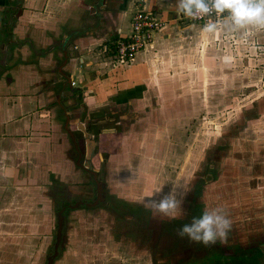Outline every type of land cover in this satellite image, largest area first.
<instances>
[{
	"label": "crops",
	"instance_id": "crops-1",
	"mask_svg": "<svg viewBox=\"0 0 264 264\" xmlns=\"http://www.w3.org/2000/svg\"><path fill=\"white\" fill-rule=\"evenodd\" d=\"M135 7L165 24L153 42L121 61L114 46L130 34ZM175 8L176 0H0V264L42 263L32 255L40 238L32 233L50 229L54 210L65 223L68 210L81 203L70 207L74 182L92 180V165L105 164L120 199L141 201L157 189L144 173L156 168L154 156H140L141 144L160 136L161 123L182 116L178 108L208 83L210 51L240 32L221 27L205 34L203 22L178 16ZM250 135L234 134L232 150L222 146L217 182V206L231 221L251 224L246 230L232 222L224 244L240 242L246 250L264 242V147L246 146ZM110 150L107 159L103 152ZM168 186L152 199L168 194ZM20 220L28 223L18 226Z\"/></svg>",
	"mask_w": 264,
	"mask_h": 264
},
{
	"label": "rangeland",
	"instance_id": "rangeland-1",
	"mask_svg": "<svg viewBox=\"0 0 264 264\" xmlns=\"http://www.w3.org/2000/svg\"><path fill=\"white\" fill-rule=\"evenodd\" d=\"M136 10L137 8L135 7L133 12ZM246 32L247 34H245ZM226 33L228 34V32ZM235 34L236 41H228V46L221 44L218 49L213 48V51L208 54L211 58L208 72L209 84L207 83L206 86H203L205 88L203 90H200L199 86L200 89L194 92L196 98H193L189 105L182 106L183 102L177 110L182 116L178 115L177 121L161 123L162 132L160 136L148 139L141 144L139 155L145 157L152 154L149 157V161L154 156V166L156 168L159 167V170L154 168L153 172H149L146 169L147 171L144 172L148 180L156 179V188H159L167 181L171 183V187H167L170 191L172 182L182 184L189 178H194L196 174L193 176L192 174L196 171L199 174L202 173L200 169L201 160L205 159L208 153L207 157H209V162L212 163L213 152L210 151L218 153L217 149L220 147L218 143L221 144L223 142L226 147L228 146L229 150H232L233 145L237 141H233L234 134L239 135L242 133L247 135L252 133L253 135L250 136H252L253 140L251 142L246 140L245 145L253 147L252 149L264 147V106L259 104L264 99V29H240L239 34ZM213 45L216 44L213 43ZM228 49L232 50V57H230ZM229 57L230 59H228ZM255 113L260 116V122H257L258 118L254 117ZM165 130L171 131V137L168 136L166 138L164 136ZM224 132L225 134L231 132V144L227 143V138L218 142ZM261 133L262 138L259 135ZM258 135L259 137H257ZM118 146H120L119 143L116 147ZM120 152H122V159L124 158L126 162L129 161V158L126 160V151L121 149ZM222 162L223 160L215 162V167ZM129 164L128 162L118 165L119 171L113 172L114 177L117 178L118 174L121 175V169L123 167L129 168ZM129 172L130 174L132 173L130 169ZM206 173H209V178L214 182L220 176L216 168ZM101 175L104 176V170ZM136 175L140 176V173L136 172ZM220 177L222 178V176ZM83 180L82 177L79 178L80 182H74L73 192L76 193L77 190L78 192L82 190L86 196H92L93 190L90 181ZM0 183L4 184L2 179H0ZM253 183L255 184V182ZM210 188H214L215 193L212 200H206L208 193L202 199V205L206 209L218 205V186L210 185L207 192ZM157 194H160V192ZM85 199L89 200L91 198ZM97 200L98 198H95L93 201ZM85 204L79 206L80 209H69L68 212L66 210L68 232L66 233L65 249L54 264H149L144 261L146 256L139 257L135 254L133 246L122 245L120 235H115L114 232L110 231L109 219L103 213L101 216H97L94 210L86 209ZM92 206H95V204L93 203ZM57 212V210L56 212L54 210L55 215L48 213L50 226L48 231L40 233L39 236L37 232L32 233V237H40L35 240L36 242L34 241L37 244V249L33 251L32 255L34 259L39 258L42 261L41 264H47L48 258L52 256L55 250L58 231L57 220H59L57 219ZM249 221V219L241 220V218L232 219V222H238L237 224L246 230L251 225ZM27 223L24 220H20L17 225L25 226ZM262 234L264 235V231ZM40 247L43 248L41 251ZM201 251L203 252L202 256L195 257L194 260L185 264L233 263L227 261V256L222 249L203 247ZM247 252H251V256H246L244 263H262L261 258L264 257L262 248H254Z\"/></svg>",
	"mask_w": 264,
	"mask_h": 264
},
{
	"label": "flooded vegetation",
	"instance_id": "flooded-vegetation-1",
	"mask_svg": "<svg viewBox=\"0 0 264 264\" xmlns=\"http://www.w3.org/2000/svg\"><path fill=\"white\" fill-rule=\"evenodd\" d=\"M230 133L227 134L228 144L230 143L232 137L230 136ZM223 136L224 134L220 136V140L218 142L224 140ZM119 144H121V142ZM218 144L220 145V147H218L217 149L218 153L210 151L213 152L212 163L214 164L215 162H219L220 160H222V146H225V143L223 142L221 144ZM116 145L117 144H115V146L113 145L114 147L111 150L115 151L118 148L116 147ZM111 150L103 152L104 156L107 157V159L111 155ZM218 155L219 157H217ZM207 156L208 153L206 157ZM206 157L205 159L201 160L200 169L202 170V173L199 174L196 171L194 174H192V176L196 174L194 178H189V180L185 179L186 181H184V188H186L188 191L183 192V190H180L182 194L181 207H184V211H181L183 213L180 212L177 218L174 220H170L167 218L163 220L160 218H153L151 211L146 208L144 204L139 200H128L124 198L120 199L118 194L112 192V182L110 183V180L107 179L106 175H108V172L103 162L101 164L98 163L97 165L91 166L92 169L95 166V170L93 171H95L96 173H91L92 180H90L93 195L86 196L82 190H80V192H78L77 190L74 195V197H77V199L73 204L81 202L79 204V206H81L86 202H89L85 204L87 207H85L86 209L90 208L91 210H94L97 216H101V214L103 213L105 217L109 219L110 224H108L111 227L109 228L110 231L114 232L115 235H120L122 245L133 246V251L136 255H138L139 257L146 256V258L144 259L146 263L185 264L188 261L194 260L195 257L198 258L202 256L203 252L201 250L205 246L199 243H194L187 237L181 238L177 235V233L184 224L189 223L194 216L201 215L202 212L206 209V207L202 205V199L205 197L209 186L217 185V182L219 180V178H217L214 182L211 178H209V173L207 174L206 172H209V170H213V168L219 169L222 163H219V165L215 167L216 164L214 165L210 163L209 157ZM103 170L104 176L101 175L103 173ZM198 174L199 176H197ZM99 181L102 183L103 197L101 199H99L98 191ZM85 198L91 199L86 200ZM95 198H98V203H96L95 206H88V204L96 202L93 201ZM66 204L67 203L65 202L61 207H65ZM79 206L77 208H79ZM67 232L68 216L65 219L63 227V238L60 242L59 252L54 262L61 257V254L65 249ZM228 243H217L206 248L222 249L223 253H225V255L227 256V261L233 262L231 264H249L247 262H244L246 256H251V252H247L248 250L241 248L242 245L240 244V242L235 244L233 242V244ZM255 248H262L264 250V242L256 246ZM263 260L264 257L261 258V262H263Z\"/></svg>",
	"mask_w": 264,
	"mask_h": 264
},
{
	"label": "clouds",
	"instance_id": "clouds-1",
	"mask_svg": "<svg viewBox=\"0 0 264 264\" xmlns=\"http://www.w3.org/2000/svg\"><path fill=\"white\" fill-rule=\"evenodd\" d=\"M175 11L178 16L190 21L208 17L201 29L205 34L215 33L221 27L232 31L249 28L264 29V0H176ZM162 186L146 193L141 202L151 211L153 218L174 220L182 210L180 190L183 192L188 190L179 182H172L168 194L159 200L152 199L162 190ZM231 229L232 221L222 207L216 206L205 209L199 216H194L189 223L179 229L177 235L208 247L217 243H226Z\"/></svg>",
	"mask_w": 264,
	"mask_h": 264
},
{
	"label": "built area",
	"instance_id": "built-area-1",
	"mask_svg": "<svg viewBox=\"0 0 264 264\" xmlns=\"http://www.w3.org/2000/svg\"><path fill=\"white\" fill-rule=\"evenodd\" d=\"M208 19L205 17L203 20L197 21L205 23ZM164 24L165 21L158 18L153 12L138 8L131 17L132 30L130 34L119 39L114 46L116 57L125 61L136 55L143 47L153 42L155 34Z\"/></svg>",
	"mask_w": 264,
	"mask_h": 264
},
{
	"label": "water",
	"instance_id": "water-1",
	"mask_svg": "<svg viewBox=\"0 0 264 264\" xmlns=\"http://www.w3.org/2000/svg\"><path fill=\"white\" fill-rule=\"evenodd\" d=\"M89 134V133H88ZM98 191H99V199H101L103 197V192H102V183L99 181L98 183ZM99 200H97L94 204L98 203ZM92 204H88V206H92ZM78 204H73V205H70V207H77ZM64 217L61 214H59V220H58V231H57V242H56V245H55V250H54V253L52 254V256L49 258V262L48 264H54V260L56 258V256L58 255V252H59V245H60V242L62 240V229H63V224H64Z\"/></svg>",
	"mask_w": 264,
	"mask_h": 264
}]
</instances>
